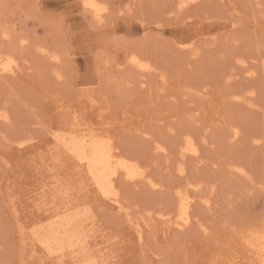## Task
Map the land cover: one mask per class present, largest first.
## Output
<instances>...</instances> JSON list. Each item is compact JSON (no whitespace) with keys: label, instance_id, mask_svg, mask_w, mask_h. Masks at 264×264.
Returning a JSON list of instances; mask_svg holds the SVG:
<instances>
[{"label":"rangeland","instance_id":"374dc122","mask_svg":"<svg viewBox=\"0 0 264 264\" xmlns=\"http://www.w3.org/2000/svg\"><path fill=\"white\" fill-rule=\"evenodd\" d=\"M87 1L0 0V54L18 69L0 72V264H59L30 243L33 203L46 174L69 170L41 154L44 140L73 122L110 137L147 175L120 174L123 210L87 201L99 259L250 263L247 241L264 233V0H98L96 12ZM182 193L192 220L179 230ZM136 219L152 223L142 239Z\"/></svg>","mask_w":264,"mask_h":264},{"label":"bare ground","instance_id":"6f19581e","mask_svg":"<svg viewBox=\"0 0 264 264\" xmlns=\"http://www.w3.org/2000/svg\"><path fill=\"white\" fill-rule=\"evenodd\" d=\"M183 2H186V1H183ZM87 5L91 7L92 10L94 9L93 11L95 10L102 11L101 9L102 5L101 6L99 5L98 0H89L87 1ZM177 8H179V6ZM183 8L185 7L183 6ZM183 8H180L179 10L184 11ZM186 47L190 48L192 47V44H186ZM0 55H1L0 56L1 74L7 71H8L7 72L8 74L13 73V72L17 73L18 69L13 67L15 63L13 66H11L10 59L7 63H5V59H3L2 57L3 54H0ZM3 56L5 57V55ZM55 57L57 58V56ZM8 58L10 57L8 56ZM140 59H142L141 56H140ZM133 61L136 62V59H133ZM141 62H143V60ZM244 62L246 63L247 61L244 60ZM16 66L18 67V65ZM154 67L156 69V66ZM154 67H152L153 70H154ZM152 68L150 69V71L152 70ZM249 69H248V72H249ZM148 70L145 69L144 72L147 71L149 73L150 71ZM244 70H245V66H244ZM253 70L254 69H252V71ZM142 72H143V69H142ZM250 73L248 74L252 75ZM162 80H163V76H162ZM247 90L249 91V89ZM94 110H96V108H94ZM4 115H5L4 112H0V116L4 118ZM1 119L2 118H0V121ZM5 121L3 122L5 123ZM8 122L9 121H7V123ZM89 124H90V121H89ZM80 125H81L80 123L73 122L68 127L69 130L61 131V132L60 131L52 132V136L44 140L45 145L47 146L46 147L47 149L44 148L43 150L44 152H41V154L46 152L44 155L49 157L50 159L49 161L54 160L55 164H56L55 161H58L59 162L58 164H61V167L63 165L67 166L69 170L64 173L62 172L52 173V174L48 173L45 175L46 178L43 177L44 179L41 181L39 185V187L41 188V191L37 192V194L34 196L36 200L37 199L39 200V198H42L40 202L37 201L33 203V204L37 203L36 205L38 206V209L41 210V212L38 214V217H36L35 219V221L38 224V227L33 232L31 231L32 232L31 236L34 239H33V242H30V243L33 244L32 245L33 247H36L34 248L35 252L40 254L42 257L48 258L50 260L57 258L59 259L57 260L59 261V264L60 263L64 264L65 261L69 262V264H105V262L107 263L109 262L108 260L109 258L113 259L112 260V264H113L115 263L116 259L114 258H116L117 254H114L113 251H111L107 258L99 259L98 255L95 253L93 249V245L100 244L101 242H104V240L103 241L98 240L97 233L94 230L91 231L87 227L90 223L92 224V222L94 221V214H92L93 211L88 205L87 201L88 200L90 201L93 197H96V196L100 198H107L117 204L119 211L123 210V206H121L119 203L120 196L118 192L119 189L117 186V180L120 174L124 175L125 177L131 180L133 179H136V180L143 179L144 180L147 178V175H146L145 170L142 169L141 166L136 161L122 155L117 150V148L110 142L109 140L110 137H108L109 139H107V137L105 138L100 133H98V131L95 128L80 127ZM90 125H93V123H91ZM102 130L103 129H101V131ZM33 139H34L33 137H29L28 139H25L24 142L18 143L19 147L13 146L12 147L13 151H19L20 148L30 143ZM194 141L193 139L189 141L190 144L188 145L187 150L190 151L193 155H197L199 152V148L196 145V142ZM183 153L186 154V152H183ZM49 161L47 160V164L49 163ZM33 180H34V177H33ZM79 196L83 197L84 200H81ZM180 196L182 200H181V205H179L180 206L179 218L175 220V222L173 223H175L176 227L179 230H182L183 228L187 227L191 223V220H192V214L190 211V208L192 206L191 204L192 197L188 195L187 193H182ZM16 205H15V208H16ZM31 206H27V208ZM94 207L95 206H93L92 208ZM17 213L15 214V218L17 219L18 222H20L22 219L20 217V214H17ZM129 222H131L133 226H137V232L135 231V233L139 239L143 238V235H144L143 232H144L145 227L152 225V223H143L142 220L140 219H136L135 221L130 220ZM21 223L23 224V222ZM171 228L173 229V225L170 226V229ZM165 229H168V228H165ZM22 234H23L22 237L24 238L25 235H27V232L23 230ZM27 237L29 238V236ZM247 244L249 246V250L252 252V255L249 257L251 261L248 264H264V233L256 237H250L247 241ZM34 251H32V253ZM35 252L33 253L34 255H35Z\"/></svg>","mask_w":264,"mask_h":264}]
</instances>
